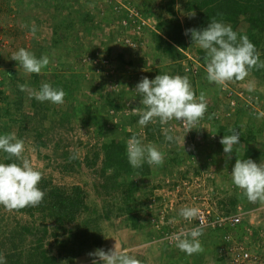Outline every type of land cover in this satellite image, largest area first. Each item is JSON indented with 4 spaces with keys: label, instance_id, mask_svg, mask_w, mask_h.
<instances>
[{
    "label": "rangeland",
    "instance_id": "1",
    "mask_svg": "<svg viewBox=\"0 0 264 264\" xmlns=\"http://www.w3.org/2000/svg\"><path fill=\"white\" fill-rule=\"evenodd\" d=\"M194 1L0 0V134L22 139L23 155L53 186L66 194L77 186L86 194L87 209L66 226L74 235L71 244L82 248L70 264H91L98 258L89 253L114 248L128 251L142 264H232L225 231L204 230L200 237L204 251L191 256L172 239L173 234L193 228L179 217V209L201 208L204 199L219 215H240L235 241L263 257L257 263L264 264V203L249 202L230 177L235 160L244 159L248 148L259 150L262 155L253 161L264 165V116L260 115L264 67H253L243 81L217 85L206 79L205 52L192 44L190 34L178 60L157 50L153 34L164 38L176 23L184 33L200 29L198 12L188 10ZM130 13L139 30L120 25L123 19H132ZM240 20L235 31L255 44L264 61V30H249L246 17ZM33 24L38 28L35 38L24 27ZM22 47L38 58L47 55L49 64L39 74L26 73L11 59ZM165 73L187 75L195 95L206 97L207 111L192 130L175 119L164 125L157 119L146 127L132 122L146 108L136 92L138 82ZM43 83L62 88L64 102H38L33 93ZM148 126L158 130L148 135ZM234 126H239L242 139L229 156L220 143L224 135L219 129ZM164 129L172 130L175 143L164 140ZM132 134L144 144H156L165 153L164 164H147V175L141 167H131L128 175L116 168L104 170L102 146L115 141L127 147ZM93 159L96 163L89 167ZM7 160L20 163L0 152V163ZM16 210L0 205V241L22 227L46 226L44 249L59 258L61 250L49 237L53 224L46 215L31 217ZM131 217L137 224L134 229ZM33 241L30 236L14 241L15 249L6 244L0 253L6 259L14 256L7 260L11 264L18 259L15 255L26 258L34 252Z\"/></svg>",
    "mask_w": 264,
    "mask_h": 264
},
{
    "label": "clouds",
    "instance_id": "2",
    "mask_svg": "<svg viewBox=\"0 0 264 264\" xmlns=\"http://www.w3.org/2000/svg\"><path fill=\"white\" fill-rule=\"evenodd\" d=\"M190 15L194 16L195 13ZM24 27L29 28L33 38L36 37L38 28L35 24ZM188 34L191 35L192 44L195 43L205 52L203 60L206 79L210 83L226 85L228 82L243 81L253 67H264V61L260 60L261 53L255 44L222 20L213 18L205 28L186 29L185 35ZM11 59L19 62L28 74H39L50 62L47 55L38 58L34 52L23 47L16 51ZM19 87L24 90L26 86ZM248 90L252 91L253 86L250 85ZM136 92L146 106L137 121L141 127H146L157 119L162 125L175 119L186 125L189 131L194 129L193 126L207 111L205 95L203 93L199 97L195 95L187 75L165 73L151 80L144 77L136 85ZM33 96L38 102L47 101L59 105L64 102L65 92L50 83H43ZM260 115L264 116V113ZM230 132V135H224L220 140L224 153L229 156L238 150L240 145L239 133L236 130ZM163 135L169 145L175 143L177 139L171 129H164ZM0 152L8 154L6 159L15 157L20 161L0 163V205L10 210L39 205L46 195L38 186L43 173L34 168L23 155L24 141L12 133L0 134ZM126 155L133 168H140L145 163L158 167L162 166L165 160V153L156 144H144L136 135H132L127 141ZM230 177L233 185L243 191L249 202L264 203V165L252 159H236ZM178 215L191 222L201 216V211L198 207L184 206L179 209ZM203 231L202 225L196 226L173 234L172 239L180 251L191 256L204 251L200 241ZM89 255L98 258L93 259L91 264H142L135 255L129 254L126 250L117 251L115 248L108 251L97 249ZM0 264H7L3 253H0Z\"/></svg>",
    "mask_w": 264,
    "mask_h": 264
},
{
    "label": "trees",
    "instance_id": "3",
    "mask_svg": "<svg viewBox=\"0 0 264 264\" xmlns=\"http://www.w3.org/2000/svg\"><path fill=\"white\" fill-rule=\"evenodd\" d=\"M188 10H196L198 12V25L200 29L207 27L208 22L215 18L216 20H222L230 24L235 31L241 21L240 19L246 17L247 21L250 23L249 30L257 29V32L259 29L260 32L264 30V0H195L188 5ZM153 36L158 43L157 50L162 51L171 59L178 60L180 56L179 52L186 50V35L182 31V27L179 23L168 28L164 38L157 36V34H153ZM250 38L253 39V36L251 35ZM139 117L140 116H135L132 122H137ZM155 129L158 130V126H154V128L148 126L146 132L149 135L154 132ZM230 130H236L240 135V139H242L239 126H234ZM230 130L221 127L219 133L221 135H230ZM132 135H128V138ZM191 136L195 138V134ZM125 150V146L115 141L104 144L102 146L104 170L116 168L119 171H123L125 175L131 173V166L127 160ZM4 155L7 157L8 154L4 153ZM261 155L262 154L256 148H248L243 158L253 160ZM7 163L11 162L7 160ZM95 163L96 159H93L87 165L93 167ZM141 168H144L145 175H147L149 172L147 163ZM38 186L41 190L46 192L43 201L35 207L29 206L17 209L16 211L25 212L31 217L36 213L44 216L46 215L48 218L47 220L53 224V231L50 232L49 237L53 238L54 241L58 243L61 250L60 256H58L59 258H57V256L48 255L46 249H44V241L47 238L48 231L46 226H41L40 228L26 226L15 230L0 241V250L6 244H8L11 250L15 249V243L13 245L14 241H24L26 237L30 236L34 238L32 248L34 252L26 258H20L18 255H15L18 259L11 264H70V262H74V260L79 257L82 248L78 247L80 245L71 244V239L74 235L70 234V230H68L66 226L73 224L76 217L87 209L88 206L85 205L86 194L77 186L73 188L72 192L66 194L63 189L53 186L49 179L45 180L42 178ZM204 202L205 205L210 207L206 201ZM228 214L229 213H225V215ZM130 220L131 227L133 229L136 228L137 224L135 218L131 217ZM238 228L240 227L238 226ZM63 256H66V258L63 259ZM12 258H14V256H7V260H11Z\"/></svg>",
    "mask_w": 264,
    "mask_h": 264
},
{
    "label": "built area",
    "instance_id": "4",
    "mask_svg": "<svg viewBox=\"0 0 264 264\" xmlns=\"http://www.w3.org/2000/svg\"><path fill=\"white\" fill-rule=\"evenodd\" d=\"M130 17H132V19L128 20L127 18H125L120 22V25L125 28H131V31H135L136 29L139 30L140 27L139 25L136 26L137 21L135 20V18H133L131 13H130ZM126 43L129 44V46L131 47L134 46L133 43H129L128 41H126ZM177 122L179 126H182L183 128H187L186 125H184L183 123L179 121ZM197 139H199V137H197ZM199 209L201 211L200 217L194 219L189 223L186 220L185 222L188 224L189 227H196L202 225L204 230L211 229L216 231L219 230L222 232L225 231L223 233V240H225L226 242V247L230 257L229 260L232 264H246V263L259 264L257 262L263 261L262 259L263 257L261 258L260 255H256V254L253 255L248 247H244L243 245L235 241V239L237 238L236 231H238L237 228L241 222L239 214L219 215L217 214L216 210L203 203L201 208ZM190 224L192 226H190Z\"/></svg>",
    "mask_w": 264,
    "mask_h": 264
}]
</instances>
